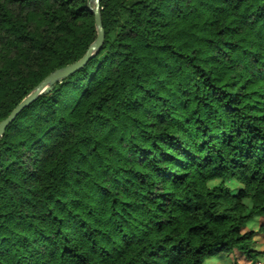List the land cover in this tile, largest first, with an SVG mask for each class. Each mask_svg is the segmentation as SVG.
I'll use <instances>...</instances> for the list:
<instances>
[{"label":"trees","instance_id":"1","mask_svg":"<svg viewBox=\"0 0 264 264\" xmlns=\"http://www.w3.org/2000/svg\"><path fill=\"white\" fill-rule=\"evenodd\" d=\"M90 7L0 0V121L83 56ZM99 9L0 137V264L264 261V0Z\"/></svg>","mask_w":264,"mask_h":264},{"label":"water","instance_id":"2","mask_svg":"<svg viewBox=\"0 0 264 264\" xmlns=\"http://www.w3.org/2000/svg\"><path fill=\"white\" fill-rule=\"evenodd\" d=\"M99 2L100 0H89V3L92 4L90 11L93 14L96 36L88 46L83 56L70 65L52 71L38 85H36L35 88L29 94H27L3 120L0 121V137L3 134L6 126L18 115L22 109L32 103L39 95L47 92L50 88V85L55 81L66 77L81 67L94 54V52L100 48L104 33L99 15Z\"/></svg>","mask_w":264,"mask_h":264},{"label":"rangeland","instance_id":"3","mask_svg":"<svg viewBox=\"0 0 264 264\" xmlns=\"http://www.w3.org/2000/svg\"><path fill=\"white\" fill-rule=\"evenodd\" d=\"M249 228L256 227V221L251 222ZM255 247L259 250H264V243L260 239L257 240ZM249 264L243 254L238 253L234 250L231 254L228 255H219L216 257L206 258L203 264ZM256 264H264V261L259 259Z\"/></svg>","mask_w":264,"mask_h":264}]
</instances>
